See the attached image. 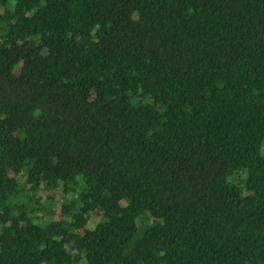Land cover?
<instances>
[{"label": "trees", "instance_id": "16d2710c", "mask_svg": "<svg viewBox=\"0 0 264 264\" xmlns=\"http://www.w3.org/2000/svg\"><path fill=\"white\" fill-rule=\"evenodd\" d=\"M0 264H264V0H0Z\"/></svg>", "mask_w": 264, "mask_h": 264}, {"label": "rangeland", "instance_id": "374dc122", "mask_svg": "<svg viewBox=\"0 0 264 264\" xmlns=\"http://www.w3.org/2000/svg\"><path fill=\"white\" fill-rule=\"evenodd\" d=\"M45 194H49V193H45ZM51 196H54V203H53V208L54 210H57L60 206V202L63 200L62 199V193L61 191H56L54 193H50ZM46 196V195H45ZM46 213L50 214V215H53L55 214V211L53 210H47ZM139 225L140 226H146L149 221H150V218H149V215L147 213L143 214L139 219Z\"/></svg>", "mask_w": 264, "mask_h": 264}]
</instances>
